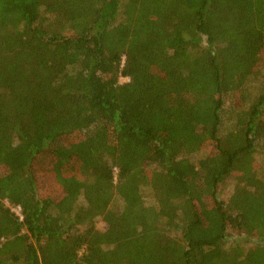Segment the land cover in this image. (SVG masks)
<instances>
[{
    "label": "trees",
    "instance_id": "1",
    "mask_svg": "<svg viewBox=\"0 0 264 264\" xmlns=\"http://www.w3.org/2000/svg\"><path fill=\"white\" fill-rule=\"evenodd\" d=\"M0 264H264V0H0Z\"/></svg>",
    "mask_w": 264,
    "mask_h": 264
},
{
    "label": "rangeland",
    "instance_id": "2",
    "mask_svg": "<svg viewBox=\"0 0 264 264\" xmlns=\"http://www.w3.org/2000/svg\"><path fill=\"white\" fill-rule=\"evenodd\" d=\"M126 80V78H124V77H120V81L121 82H123V81H125ZM230 106V102H227V107H229ZM48 185H49V183H47V188H48ZM50 186V185H49ZM231 191H232V188H231V186H228V187H226V189H225V191H223V193L221 194V199H227L228 197H229V195H230V193H231ZM17 211H18V209H16ZM97 226L99 227V228H102V229H104L105 228V225H104V222L101 220V219H98L97 220Z\"/></svg>",
    "mask_w": 264,
    "mask_h": 264
}]
</instances>
